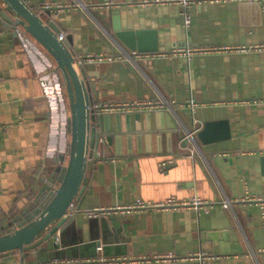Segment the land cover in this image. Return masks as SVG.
<instances>
[{
  "label": "crops",
  "instance_id": "0c3cea01",
  "mask_svg": "<svg viewBox=\"0 0 264 264\" xmlns=\"http://www.w3.org/2000/svg\"><path fill=\"white\" fill-rule=\"evenodd\" d=\"M26 1L57 24L76 62L112 57L77 62L91 106L175 103L103 113L110 139L88 159L79 209L37 248L0 254V264H264V0L195 1L188 32L176 2ZM57 3L70 6L41 7ZM11 20L0 5V223L35 197L61 151L60 104L41 84L48 53ZM170 198L202 202L124 207Z\"/></svg>",
  "mask_w": 264,
  "mask_h": 264
},
{
  "label": "water",
  "instance_id": "95a60500",
  "mask_svg": "<svg viewBox=\"0 0 264 264\" xmlns=\"http://www.w3.org/2000/svg\"><path fill=\"white\" fill-rule=\"evenodd\" d=\"M0 5L10 12L18 34L22 27L47 51V55L40 52L27 37L34 51L39 50L45 60L42 75L46 79L45 90L52 102L58 100L61 113V151L54 166L48 175H41L42 185L35 197L16 216L0 223V254L13 250L23 253L37 248L68 223L73 202L79 209L88 159L97 156L101 136L103 145L110 139L101 133L104 126L108 130V115L98 113L90 105V85L85 80L84 68L77 64L68 39L58 38L57 24L43 18L26 0H0ZM130 35L126 31L119 34L127 41ZM139 115L140 112L136 114ZM211 125L212 122H206L197 135L202 137ZM53 127L57 129L56 121Z\"/></svg>",
  "mask_w": 264,
  "mask_h": 264
},
{
  "label": "built area",
  "instance_id": "2783aa9c",
  "mask_svg": "<svg viewBox=\"0 0 264 264\" xmlns=\"http://www.w3.org/2000/svg\"><path fill=\"white\" fill-rule=\"evenodd\" d=\"M156 1H161V2H169V3H173L176 2L177 4L180 5V13L182 16V21H183V26L186 32L189 31L190 29V25H191V14L189 11L190 5H192L195 1L198 0H155ZM254 1H262V0H254ZM66 6H70V5H64L62 3H57V4H43L41 5V7L43 9H46L48 11H54V10H61L63 8H65ZM59 39H63L64 35L62 33H60L58 35ZM186 54L188 55L190 52H192V50H186L185 51ZM132 54H136L135 52H133ZM122 55L117 56L118 58H122ZM148 56V55H146ZM112 58L110 55H104V54H86V55H79L77 56V62L78 63H84V62H89L91 60H96V59H104V58ZM129 58L132 59V56H130ZM41 84L44 86L46 84L45 80L41 81ZM175 103V101L173 100H167V99H157V100H150V99H142V100H125V101H108L105 103H94L92 105V107L100 114L103 113H107L108 111H125V110H129V109H134V110H140L142 108H150V109H155V108H159V107H165L170 111L174 110V106L173 104ZM188 105L193 107V104L195 103L194 99H190L187 101ZM194 131H187L183 137L187 138V139H191L193 136ZM104 138L103 136H101L99 138V143L102 144ZM191 153H194V150H191ZM162 164H166V161H164ZM246 199H248L249 197L246 196ZM253 199H262L260 197H251ZM202 200L196 198L192 201H187V200H183V201H177L174 198H170L167 199L166 201H162L161 203H149V202H144L143 200H136L131 204H128L127 206H124L126 209L128 208H134V209H145L147 207H179L180 205L182 206H189V205H193V206H199L201 205ZM227 203H224V206H227ZM71 206L73 207L72 211H69L68 215H72L74 214L75 210H77L76 208V203H72ZM172 253H166L163 254L162 258H170L172 257Z\"/></svg>",
  "mask_w": 264,
  "mask_h": 264
}]
</instances>
